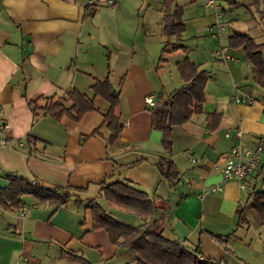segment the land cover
I'll use <instances>...</instances> for the list:
<instances>
[{"label": "crops", "instance_id": "obj_1", "mask_svg": "<svg viewBox=\"0 0 264 264\" xmlns=\"http://www.w3.org/2000/svg\"><path fill=\"white\" fill-rule=\"evenodd\" d=\"M89 1L0 0V111L10 122L6 142L0 144V188L8 183L5 172L47 185L78 188L70 189L69 200L56 206L30 192L20 196V206L6 209L0 205V264H14L23 255L33 264L132 261L128 248L112 242L104 228L92 227L90 210L84 205L89 198L116 219L137 227H151L156 217L155 225L165 236L197 247L199 257L222 264H264V222L248 206L249 192L264 190V150L243 188L236 180L221 176L223 156L233 144L252 147L256 137H264V88L251 79V64L242 48L221 42V33L231 28L233 12L227 9L229 18L226 15L227 21L221 20L223 31H209L219 42L212 74L196 55L188 56L185 42L198 39L200 26L221 19L215 10L193 16L188 10L185 13L188 4L180 3L184 30L176 39L161 32V0H116L113 7H94ZM237 2L232 6L250 8L252 0ZM251 9L253 20H242V29H234L260 43L264 55V24L259 23L264 17L260 7ZM164 42L168 50L160 54ZM174 45L185 48L172 49ZM221 50L228 57L219 56ZM185 56L207 70L208 77L202 112L172 126L169 157L179 176L169 182L157 166L167 153L150 118L152 110L182 83L175 63ZM106 75L119 91L116 115L122 129L113 143L106 142L109 130L103 121L109 104L100 96L94 97L95 108L78 120L67 115L56 120L40 109L33 113L29 100L37 99L36 104L43 105L42 96H59L70 87L92 96L90 85ZM210 78L219 87L229 78L237 94L253 101L236 102L231 94L224 100L217 93L209 99L205 92ZM146 95H152L153 104L145 102ZM207 111L221 114L214 130L206 128ZM236 126L242 128L240 136L233 134ZM227 131L231 135L226 136ZM114 179L125 180L156 198L157 211L142 219L98 194L100 181ZM213 185L221 189L210 190ZM238 207L245 215L240 222ZM213 234L228 236L219 240ZM65 250L86 262L68 258Z\"/></svg>", "mask_w": 264, "mask_h": 264}, {"label": "trees", "instance_id": "obj_2", "mask_svg": "<svg viewBox=\"0 0 264 264\" xmlns=\"http://www.w3.org/2000/svg\"><path fill=\"white\" fill-rule=\"evenodd\" d=\"M228 2L238 4L237 0H228ZM251 3L255 7L261 5L260 14L264 17V0H252ZM161 6V32L165 36L174 35L176 39H180V34L184 30V23L181 19L183 6L175 0H161ZM244 7L249 11V5H244ZM227 42L230 47L242 48L244 57L251 64V79L264 88V55L261 44L247 33L235 29H232L228 35ZM175 48L184 49V46L174 45L172 49ZM167 50V42H164L160 54ZM158 60H161V56ZM175 65L182 83L167 94L158 108L152 110L150 118L151 127L161 133L160 141L167 153L166 157L163 156L158 160L157 166L161 175L169 182H174L179 176L175 163L169 157L172 150V126L184 123L194 112H202L204 87L208 77V71L200 68L198 63L187 56L176 61ZM90 88L92 96L86 95L75 87H70L59 96H55V94L42 96L45 100L43 105H37V99L29 100V103L32 105L34 114H36V109H40L44 115H49L56 120L60 119L62 115H67L72 120H78L84 112L95 108L94 97L100 96L109 104L103 114V121L109 130L106 142L113 143L122 129L116 115L119 91L114 89L108 75L102 79L95 78ZM220 117L221 114L218 111H207L205 113L206 128L214 130ZM95 130L98 129H94L93 132ZM29 138L27 133L26 139ZM5 176L8 183L0 188V205L6 209L20 206L22 203L20 196L25 192L32 193L38 200H48L56 206L69 200L72 196L70 189H78L70 185L66 187L47 185L34 178L29 179L8 172H5ZM262 181L264 182V177ZM98 194L112 201L118 207L139 215L142 219L150 217L159 208L155 201L156 198L150 197L144 190L125 180L100 181ZM248 196L251 197L248 206L252 207L264 222V190L254 188ZM75 200L82 202L78 198ZM84 205L90 210L92 227L104 228L112 242L125 246L132 253V261L123 264H222L221 260L199 257L197 247L186 246L174 238L165 236L162 230L155 225L156 217L151 227H137L116 219L106 212L94 198L87 199ZM237 214L238 222L245 219L242 207H238ZM228 234H213V236L223 240ZM63 253L70 259L86 262L85 258L71 250H65Z\"/></svg>", "mask_w": 264, "mask_h": 264}, {"label": "built area", "instance_id": "obj_3", "mask_svg": "<svg viewBox=\"0 0 264 264\" xmlns=\"http://www.w3.org/2000/svg\"><path fill=\"white\" fill-rule=\"evenodd\" d=\"M116 3V0H90L89 4L94 7L106 6L113 7ZM206 6H210L217 12V16H220L218 12L219 4L217 0H206ZM225 28L224 23L221 19L211 22L207 26V30L211 33H217L219 30ZM219 56L226 58L228 55L217 51ZM232 99L236 102L242 103H251L253 100L246 97V95H240L234 93L231 95ZM145 102L148 104H153L152 95H146L144 98ZM10 127V122L1 115L0 111V144L6 142L5 133ZM233 134L235 136H240L242 134V128L236 126L233 129ZM226 136L231 135L230 131L225 132ZM19 145H22V142H18ZM264 150V137L258 136L254 140V145L252 147L243 145L241 143L233 144L229 151L223 156V163L221 165V176L223 180L234 179L237 181L238 186L243 188L245 186V178L258 166L261 158V153ZM191 160H194L190 156ZM221 189L220 185H213L210 187V190L216 191ZM21 212L24 211V207H19ZM14 264H33L30 258L26 255L21 256Z\"/></svg>", "mask_w": 264, "mask_h": 264}, {"label": "rangeland", "instance_id": "obj_4", "mask_svg": "<svg viewBox=\"0 0 264 264\" xmlns=\"http://www.w3.org/2000/svg\"><path fill=\"white\" fill-rule=\"evenodd\" d=\"M176 1L179 2V4L184 3V2L186 4H188L186 7V10H185V13H187L186 11L188 10V12L190 14H192L193 16H199L201 14L207 15L208 11L212 12V13L215 12L213 8L205 5L206 0H192V1H190V0H176ZM217 2L219 4L218 12L220 13L221 20L223 22H226L230 16V13L228 11L233 12L231 14H233V17H235L234 19L231 20L233 22V23H231V26H230L231 28L229 30L227 29V31H225V30L224 31L222 30L223 32L221 31L222 32L221 33V37H222L221 42L228 47V42H227L228 35H227V33L234 28L242 29V28H240L242 23H243L242 20H246V21L247 20H253L252 18L254 16V14H253V9H251V7L257 9V8L261 7V5L259 7H255L251 3L249 11H248V10H246V8L244 7L243 4L233 7L232 4H230L228 2V0H217ZM227 9H230V10L227 11ZM245 14H248V16ZM210 15H211V13H210ZM226 15H228V18ZM254 21H255V17H254ZM244 23H245V21H244ZM259 23H260V26H262L264 24V20L259 22ZM207 26H208V24L205 26H200L198 37H196L198 39L192 40V39H195V37H194V38H191L190 40H186L185 45H187V47L186 48L184 47V48L186 49V52H187L189 57H193L194 55H196L199 58L198 61H203V62H201V66L202 65L205 67L208 66L207 67L208 70H210L211 73L213 74L214 73V71H213L214 67L212 65H213V61H215L214 57L216 56V58H218L214 52V49L218 46L219 42L217 43V40L214 41L212 39L209 31L207 30ZM263 38H264V36H263ZM195 42H196V44H195ZM240 58L243 59V56H241ZM225 79L229 80V82L225 81L224 85H222L220 87L216 86L215 84L212 83V81L214 79H212V78L209 79L208 84H207V88H206V92H205V94L208 93L207 95H208L209 99L211 98V93H213V94L217 93V96L220 95L221 99L224 98V100H227L228 95H230V94L232 95L234 93H239V91L236 89V87L233 85V83H231L230 79L229 78H225Z\"/></svg>", "mask_w": 264, "mask_h": 264}, {"label": "water", "instance_id": "obj_5", "mask_svg": "<svg viewBox=\"0 0 264 264\" xmlns=\"http://www.w3.org/2000/svg\"><path fill=\"white\" fill-rule=\"evenodd\" d=\"M114 88L117 90L118 88L114 85Z\"/></svg>", "mask_w": 264, "mask_h": 264}]
</instances>
